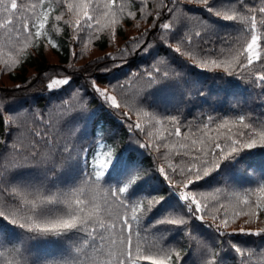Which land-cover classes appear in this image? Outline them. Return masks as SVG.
I'll return each mask as SVG.
<instances>
[{"label": "trees", "instance_id": "1", "mask_svg": "<svg viewBox=\"0 0 264 264\" xmlns=\"http://www.w3.org/2000/svg\"><path fill=\"white\" fill-rule=\"evenodd\" d=\"M39 2L18 0L26 8L29 24L35 21L30 5ZM209 2L217 10L235 12L243 18L225 21L208 13L197 0H177L175 4L172 0H115L112 4L108 0H92L89 13L94 19L88 27L83 15L80 26L74 20H69L68 25L67 19H55L67 7V0H44L35 10L48 12L42 35L33 36L24 51H19L24 47L17 44L19 36L0 29V75H4L0 79L8 82L0 84V164L7 168L0 174V181L28 185L30 191L46 195H79L78 190L82 189L80 198L86 202L97 203L107 212L124 214L128 209L111 195L118 189L117 173L110 172L95 181L91 166L97 158L103 162L122 156L130 161L129 171L138 170L141 178L130 193L124 194L131 201L129 209L134 203H142L147 209L149 196L163 197L161 204H154L150 212L138 213L141 219L133 232L134 248L139 245L142 251L153 252L167 249L173 257L179 251L181 260L177 264H264V218H232L234 211L246 209L241 202L244 197L255 201L260 196L257 189L264 182V147L258 144L256 148L233 153L221 161L219 169H212L209 176L187 187H171L159 172L164 167L173 182L183 179L169 167L172 165L178 172L180 167L190 166V156L176 154L183 152L178 141L190 143L197 138L191 133L201 129L209 116L222 121L244 115L245 122H264V82L259 80L264 76V13L259 11L264 0ZM97 8L110 14L111 28L104 30L105 16H99L100 23H96L97 13L93 9ZM252 15L256 17V35L260 37L259 61L254 60L245 68L237 66L238 70L231 74L222 67L198 66L201 59L227 60L242 52L251 40ZM165 23L170 25L168 30L162 28ZM14 27L22 26L14 23ZM197 31L201 33L199 37L195 35ZM112 41L116 43L111 45ZM178 45L181 53L174 50ZM78 46L96 49L98 55L74 64ZM188 51L194 52L196 59L186 55ZM10 53L15 62L10 61L11 68H6L4 61L9 60ZM240 59L246 63L244 56ZM52 67L59 69L61 75L48 73L49 78L65 76L69 83H57L60 88L55 90L46 87L49 79L44 77L45 72ZM164 72L169 76L165 77ZM94 81L101 91L116 97L119 108L94 91ZM74 88L84 96L74 97ZM141 110L150 116L177 117L181 136L169 137L165 129L173 128L171 122L149 124V117L138 115ZM138 122L143 131L134 127ZM189 129L186 140L184 133ZM149 131L151 137L147 135ZM160 135L164 139H158ZM165 142L167 148L162 146ZM33 147L35 155L29 151ZM76 163L80 164V174L68 171L69 165ZM13 164L20 166L13 168ZM193 188V195L201 204V212L196 215L202 219L188 217L182 226L156 223L170 214L187 217L176 193ZM21 199L19 195L14 197L10 189L0 191V212L15 213L17 219L30 214V205L21 203ZM222 204L226 207L221 208ZM45 208L64 209V205ZM225 213L230 226L217 229V218ZM259 215L264 217V211ZM241 229L261 235L239 234ZM121 238L116 237L118 241ZM79 243L75 234L71 238L36 236L5 222L0 226V264H63L76 254ZM233 244L241 251L236 252ZM97 258L104 259L99 254ZM139 264L150 261L142 260Z\"/></svg>", "mask_w": 264, "mask_h": 264}, {"label": "snow or ice", "instance_id": "2", "mask_svg": "<svg viewBox=\"0 0 264 264\" xmlns=\"http://www.w3.org/2000/svg\"><path fill=\"white\" fill-rule=\"evenodd\" d=\"M114 2L115 0H108L109 4ZM176 2L177 0H172L173 4ZM197 2L205 5V10L208 13L214 14L217 17H222L225 21H234L238 18H243L238 17L235 12L217 10L210 5L209 0H197ZM91 3L92 0H78L75 5L73 3H67L66 6L69 12H75L78 16L83 15L88 27H91L90 22L94 19V16L89 13ZM43 4L44 0H40L38 4L33 3L30 5L35 21L29 24L27 22L29 18L25 16L26 8L24 5L18 4V0H0V29L5 30L9 34L15 30L23 35L24 47L19 49L21 52L28 46L33 36L39 38L42 35L41 30L45 27V21L48 19V12L41 11L40 13H36L35 10L40 8ZM105 8H107V5H105ZM169 10L171 11L172 9ZM249 10L253 11L254 9ZM93 11L97 13V24L100 23L99 16L108 15L107 11L101 12L98 8L93 9ZM141 11H143V9H141ZM259 11L264 13V7L260 8ZM112 15L115 16L116 14L112 13ZM61 18V15L55 17L57 21L61 20ZM249 19L251 21V40L247 43L246 48H244L242 52H239L237 55L227 60L201 59L198 66L201 68H207L209 65L216 68L222 67L225 72L231 74L233 71L238 70L237 66H239V68H245L251 66L254 60L259 61L261 55L257 49L260 37L256 35V17L252 15ZM14 23L21 24L22 27L16 29ZM80 23V19L77 18L76 25L80 26ZM162 28L168 30L170 25L165 23L162 25ZM33 29H35V31H33ZM25 33L27 35H24ZM195 35L199 37L201 33L197 31ZM17 39H19V37H17ZM187 42L191 44V37H188ZM49 43L52 42L49 41ZM181 43H183V41H181ZM52 46L56 47L55 44ZM174 50L177 53H181V47L179 45ZM185 54L196 59L195 53L192 51H188ZM241 56H244L246 63L241 61ZM10 61L11 63L15 62L12 53L9 54V60L4 61L6 68H11ZM156 72H160L159 68L156 69ZM163 75L168 77L169 73L164 72ZM259 80L264 82V76H260ZM54 83L64 85L69 83V81L58 80ZM93 89L101 97L110 101L113 107H120L116 97L108 95L106 91H101L100 88L96 87L95 81L93 82ZM138 115L149 117V124L154 123V125H163L166 122H171L173 128L170 130L165 129L168 136H181V128L178 126L180 122L177 117H163L156 114L150 116L149 112L143 110H141ZM134 127L143 131L139 122L136 123ZM233 128H236V131H233ZM222 129L226 130V132L221 133L220 130ZM211 131H216L217 134L209 135ZM189 132H191V129L184 133L186 140L189 138ZM191 134L197 138H192L190 143L178 141L179 147L183 152L178 151L176 153L177 155L190 156V166L180 167L177 172V168L169 165L172 172L182 176L183 179L173 182L172 176L164 167L159 169L164 180L168 181L169 185L173 188L178 184H183L187 187L188 185H193L194 182L201 181L209 176L212 169H219L222 160L228 156H232L233 153H239L241 149H253L256 148L258 144L264 147V122H245L244 115H239L237 119H223L222 121H216L213 117L209 116L208 120L203 124V127ZM147 135L151 137L152 132L149 131ZM158 139H164L163 135H160ZM143 146L147 147V145ZM162 146L167 148L169 145L165 142ZM29 151L35 155L34 147ZM27 162V157H25V163ZM18 166L20 165L13 164L11 167L15 168ZM91 166L94 176H92V173H87V175L92 176L95 181H100L105 174L110 175V172L117 173L118 189L113 190L111 195L119 201L123 208L128 209L127 213L107 212L106 210H102L97 203L86 202L85 199L80 198V196L83 195L82 189L78 190L79 195H77V193L46 195L40 192L30 191L28 185H14L13 182L9 180L7 184L0 181V191L10 189L14 197L19 195L22 198L21 203L30 205V214L17 219L15 213L6 214L0 212V222H3L0 226L7 222L36 236L53 235L55 237L67 236L71 238V234H75L80 241L75 249L76 254L70 261L63 262V264H139L142 260L150 261V264H177V262L181 260L179 251H176L173 257V254L167 249L153 252L151 249L142 251L139 245L135 246V248L133 247V232L139 225L141 219V215H138V213L144 214L145 211L150 212L154 204H161L163 197L157 199L149 196L147 209L144 208L142 203H134L129 209V203L131 201L125 197L124 194L130 193L141 180L138 170L129 171L131 167L130 161H125L122 156H116L114 160L109 157L103 162H100L99 158H97L96 163ZM6 171L7 168L3 164H0V174ZM68 171L70 173L78 171L80 174V164L76 163L74 165H69ZM120 176H124L125 178L120 180ZM194 190L193 188L188 191L176 193L179 201L182 202L183 207L187 210V217L185 215L170 214L159 218L156 223L160 225L182 226L188 222V217L202 219L201 216L196 215L201 212V204L197 201L196 196L193 195ZM257 191L260 193L259 198L253 201L248 196L244 197L241 202L246 205V209L234 211L232 214L233 219L239 215H246L249 217L253 215L258 216L259 212L264 211V182L259 185ZM237 199L239 200V198ZM60 204L64 205V209L45 208L46 205ZM193 205H195V207H193ZM220 207L224 208L226 206L222 204ZM217 219H219L217 229H226L230 226L227 213ZM125 233H127L126 237ZM219 234L227 235L228 233L220 232ZM239 234L261 235L260 232H244L243 229H241ZM117 236L122 238L118 241L116 239ZM233 248L236 252L241 251L235 244H233ZM85 249L88 251H85ZM89 252H92L93 255L89 256ZM97 254L104 257V259H98Z\"/></svg>", "mask_w": 264, "mask_h": 264}, {"label": "rangeland", "instance_id": "3", "mask_svg": "<svg viewBox=\"0 0 264 264\" xmlns=\"http://www.w3.org/2000/svg\"><path fill=\"white\" fill-rule=\"evenodd\" d=\"M57 1L60 2L61 0H57ZM67 2H68V3H73V4L75 5V4L78 2V0H67ZM59 15H61L62 19H64V20L67 19V20H68V21H67L68 25L70 24L69 20H74V21L76 22L77 18L80 19V17H81V15L78 16L75 12H69V10H68L67 7H63V8H62V11H61V13H60ZM112 16H113V15H112ZM106 17H107V16H105V20L103 21V27H104V30H105V29H109V28H111L112 25H113V22H112V19H111L110 14H108V17H107V18H106ZM73 26H75V25L73 24ZM261 32H264V24L262 25V30H261ZM12 34H13L14 36H19V37H20V40H19V42H17V44H19V46L22 47V45L24 44V38H23V35H21L20 32H17V31H15V30L12 32ZM87 42H88V41L85 39V45L87 44ZM115 43H116L115 41H112V42H111V45H113V44H115ZM97 53H98V51H97L96 49H87V48H82V47H79V46H78V53L76 54L75 59H73L72 62H73L74 64H77V63H78V60H86V59H88V58H90V57H93V56H95V55H98ZM48 58L51 60L50 57H48ZM75 61H76V62H75ZM48 73H55V74H57V75H61L59 69H56L55 67L50 68V69L48 70V72H45L46 76H44V77H48V79H49V80L46 82V83H47V86H46V87H48V88L51 89V90H55V89H57V88H60V87H58V84H57V83H54V82H55V81H58V80H65V79H66L65 76H55V77L49 78ZM1 77H4V75L1 74V75H0V78H1ZM1 82H4L5 84L8 83V82H7V79L4 81L3 78L0 79V84H1ZM50 85H51V87H50ZM96 87H97V86H96ZM73 93H74V97H75V96H78V97H79L80 95H83V93H81V91H78V92H77L75 88H74ZM83 96H84V95H83ZM78 97H77V99H78ZM69 194H72V193H69ZM251 217H252V219H254V220H260V221H261V219L264 218V217H261L260 215H258V216L253 215V216H251ZM263 249H264V248H263ZM262 253H263V252H262ZM262 256H264V254H263ZM262 263H264V260H262Z\"/></svg>", "mask_w": 264, "mask_h": 264}]
</instances>
